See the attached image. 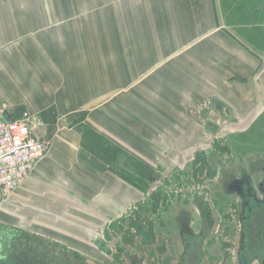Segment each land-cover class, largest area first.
Wrapping results in <instances>:
<instances>
[{"label": "crops", "instance_id": "crops-1", "mask_svg": "<svg viewBox=\"0 0 264 264\" xmlns=\"http://www.w3.org/2000/svg\"><path fill=\"white\" fill-rule=\"evenodd\" d=\"M251 39L215 0H0V104L46 142L0 204V264H155L161 178L264 105ZM167 212L200 243V219Z\"/></svg>", "mask_w": 264, "mask_h": 264}, {"label": "rangeland", "instance_id": "rangeland-1", "mask_svg": "<svg viewBox=\"0 0 264 264\" xmlns=\"http://www.w3.org/2000/svg\"><path fill=\"white\" fill-rule=\"evenodd\" d=\"M215 4L222 25L242 38L253 37L251 43H256L254 48H264V42L256 39V30L264 29V0H215ZM259 108L252 119L225 120L216 129L217 133L211 137L199 161L176 169L173 176L161 178L157 187L164 199L157 203L160 209L157 221L162 230L160 237H167V242H157L158 259L155 264H175L177 255L183 249L182 242H186V239L181 240L180 232L169 233L166 230L164 221L169 220L167 211L174 207L188 210L192 215L193 226L201 220L202 238L196 245L199 247L201 244L200 248L204 250L203 264H233L232 252L224 255V248L220 245L226 231L229 234L235 231L233 219L227 218L232 198L223 193L218 177L228 168L246 167L251 159L264 155V105ZM197 214L201 217L198 218ZM120 249L117 248L121 256L115 264H129L122 255L134 252V249H121L124 252ZM138 250L147 254V249H136L137 253H141ZM220 251L222 257L219 259L213 253Z\"/></svg>", "mask_w": 264, "mask_h": 264}, {"label": "flooded vegetation", "instance_id": "flooded-vegetation-1", "mask_svg": "<svg viewBox=\"0 0 264 264\" xmlns=\"http://www.w3.org/2000/svg\"><path fill=\"white\" fill-rule=\"evenodd\" d=\"M218 181L223 193L232 198L227 218L233 219L235 225V231H226L220 243L224 255L232 252L233 264H264V155L251 159L246 167L226 169ZM184 229L180 236L186 242H182L175 264H203L205 254L201 244L196 245V234ZM219 234L222 237L220 230ZM199 236L202 238L201 228ZM136 264L144 263L138 259Z\"/></svg>", "mask_w": 264, "mask_h": 264}, {"label": "built area", "instance_id": "built-area-1", "mask_svg": "<svg viewBox=\"0 0 264 264\" xmlns=\"http://www.w3.org/2000/svg\"><path fill=\"white\" fill-rule=\"evenodd\" d=\"M45 150L46 142L35 136L29 119L11 118L0 104V204L24 183Z\"/></svg>", "mask_w": 264, "mask_h": 264}, {"label": "trees", "instance_id": "trees-1", "mask_svg": "<svg viewBox=\"0 0 264 264\" xmlns=\"http://www.w3.org/2000/svg\"><path fill=\"white\" fill-rule=\"evenodd\" d=\"M264 33V29H261V30H259V31H257L256 30V36H257V38L256 39H258V40H262V37H261V35ZM253 44L255 45L256 43H254L253 42ZM128 170V169H127ZM129 170H131L130 168H129ZM129 170L127 171V176H126V179H127V181H129V182H131V183H133V178H132V174L129 172ZM145 173H144V171L140 174V175H144Z\"/></svg>", "mask_w": 264, "mask_h": 264}]
</instances>
